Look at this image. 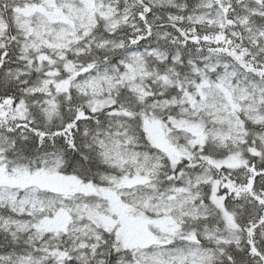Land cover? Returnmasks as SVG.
Listing matches in <instances>:
<instances>
[{
	"label": "snow or ice",
	"instance_id": "1",
	"mask_svg": "<svg viewBox=\"0 0 264 264\" xmlns=\"http://www.w3.org/2000/svg\"><path fill=\"white\" fill-rule=\"evenodd\" d=\"M0 264H264V0H0Z\"/></svg>",
	"mask_w": 264,
	"mask_h": 264
}]
</instances>
